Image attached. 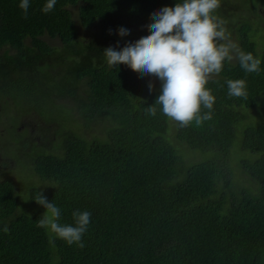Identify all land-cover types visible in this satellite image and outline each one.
Listing matches in <instances>:
<instances>
[{
  "label": "trees",
  "instance_id": "1",
  "mask_svg": "<svg viewBox=\"0 0 264 264\" xmlns=\"http://www.w3.org/2000/svg\"><path fill=\"white\" fill-rule=\"evenodd\" d=\"M44 2L31 0L25 17L19 0H0L6 142L27 115L47 140L57 137L41 150L27 128L18 180L5 176L1 156L0 264H264V0H219L213 15L260 70L245 73L234 51L206 84L212 119L185 127L158 105L146 114L160 90L154 75L103 56L152 31L154 10L176 0H57L47 14ZM125 24L128 38L118 34ZM229 79L245 80L247 95L229 96ZM39 193L63 223L75 209L94 210L85 245L37 227L42 214L29 211L44 209Z\"/></svg>",
  "mask_w": 264,
  "mask_h": 264
},
{
  "label": "clouds",
  "instance_id": "2",
  "mask_svg": "<svg viewBox=\"0 0 264 264\" xmlns=\"http://www.w3.org/2000/svg\"><path fill=\"white\" fill-rule=\"evenodd\" d=\"M31 0H19L18 7L26 17ZM57 0H45L42 13L53 10ZM219 0H176L153 12L149 23L152 31L123 47L109 46L103 49L108 66H119L128 62L142 70L145 75H154L160 81L159 94L152 105L146 107V114L156 115V105L165 116L185 127L194 122L199 126L212 119L215 97L206 87L210 76L221 73L225 61L233 59V52L245 73L259 72L261 60L251 52L238 49L233 42H226L223 21L213 13ZM134 30L123 25L118 34L123 37ZM228 95L245 97L246 82L243 79L226 81ZM149 90L153 85L149 83ZM207 110V111H202ZM45 211L37 221V227L54 234L68 244L87 243L86 233L94 221L91 208L75 209L73 222H61V208L39 193L36 199Z\"/></svg>",
  "mask_w": 264,
  "mask_h": 264
},
{
  "label": "rangeland",
  "instance_id": "3",
  "mask_svg": "<svg viewBox=\"0 0 264 264\" xmlns=\"http://www.w3.org/2000/svg\"><path fill=\"white\" fill-rule=\"evenodd\" d=\"M72 15L74 16L75 15V10L72 8ZM260 17L257 16L255 17L253 20H252V24L253 23H256L258 21H260ZM226 33V36H227V40L225 39V41L228 43V42H233L235 43L234 41V38H233V35L231 32L229 31H225ZM129 35L126 34L125 36H123V38H128ZM47 41L53 43V44H56L57 41L55 39H52V38H47ZM257 40L259 41H264V33L259 35V37L257 38ZM233 61V59L231 60ZM214 75L210 76V77H213ZM250 114H251V117H255V109H252L250 111ZM25 117H29L28 118V121L30 123H33L34 122V118L35 116L34 115H27ZM32 118V119H30ZM7 121V124H8V120ZM4 120V122H6ZM29 122H27L26 124H24V122H21L20 124H23L24 127H20L19 130H23V132H21V134L15 138V140H13L14 142H6V139H7V135H9L8 139L9 140H12L10 139V134H11V131L12 129L10 128L11 126L8 124H2L1 121H0V134H5L3 136V139L2 141L0 142V147L4 150L7 151V154H3L1 149H0V162L3 161V159L1 158V156H6L8 158L9 161H7V165L5 166V170L7 171V173L5 174V176L7 177H11L13 179H16L18 180V174L22 175L19 170H20V162L17 161V159L20 161L19 159V153L17 152V150L19 148H21V140L24 138V136L28 133L26 130L28 128V130H30L32 132V135H31V138L33 139L34 137L36 138L37 142H38V147L41 148V150H43L46 146L48 148H50V146H53V144L51 142H54L55 139L57 138L55 135H52L50 136L47 140V136H45L44 134H39L38 132L40 131L39 129H37L36 127H34L33 125H31L30 127H28V124ZM53 129V126L50 125V129ZM37 129V130H36ZM25 130V131H24ZM93 130V129H92ZM91 130V131H92ZM52 131V130H51ZM90 132V130H89ZM59 138H61V136H59ZM188 149V148H187ZM185 150L186 153L190 154L192 152V149H188V150ZM199 158H201L200 155H198ZM7 158H4V161L7 159ZM19 172V173H18ZM21 208H26V203L23 202L21 204ZM44 209H42L40 206L33 209V210H30L29 213H38V214H42L44 211Z\"/></svg>",
  "mask_w": 264,
  "mask_h": 264
},
{
  "label": "flooded vegetation",
  "instance_id": "4",
  "mask_svg": "<svg viewBox=\"0 0 264 264\" xmlns=\"http://www.w3.org/2000/svg\"><path fill=\"white\" fill-rule=\"evenodd\" d=\"M26 119H28V118H26ZM29 126H30V124H28V127H29ZM20 127H24L23 124L20 125V126L18 127V129H19Z\"/></svg>",
  "mask_w": 264,
  "mask_h": 264
}]
</instances>
